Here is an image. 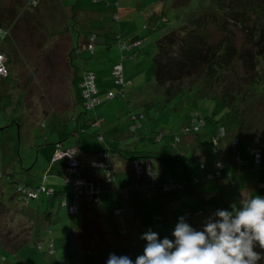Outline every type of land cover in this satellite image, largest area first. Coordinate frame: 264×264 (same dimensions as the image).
Segmentation results:
<instances>
[{
	"label": "trees",
	"instance_id": "16d2710c",
	"mask_svg": "<svg viewBox=\"0 0 264 264\" xmlns=\"http://www.w3.org/2000/svg\"><path fill=\"white\" fill-rule=\"evenodd\" d=\"M50 1L43 0L45 4ZM105 3L107 9H112L111 18L121 23L120 11H126L128 5L121 0H106ZM38 4V0H0V52L4 51L1 47L10 35V67L4 63L6 74L3 75L0 72L1 78L14 77L11 65H14L13 52L17 45L15 40L22 31L31 32L28 26H24L20 17L28 13V18L29 16L32 18L36 15ZM51 5L56 6L59 13L63 11L56 0L52 1ZM130 8H133L137 16L143 18L140 33L124 39L122 29L118 28L117 32H111L103 26L101 30L106 34L105 44H117L122 53L121 63H115L111 69L114 83L120 85L121 89L118 92L108 89L106 98L113 99L124 95L126 87L131 86L133 80L126 78L123 62L125 60L135 62L139 56L143 55L149 59V67L146 71L147 83L151 86V83H155L154 95L143 99L144 109L137 112H134V109H128L126 119L121 120L119 124L105 123L106 119L98 116L89 117L88 114L83 115L85 118L81 120V115L78 113L73 119L79 120V123L72 133L78 136L77 148L65 146L62 141H56L52 143L54 146L48 145L53 147L52 158L37 180L29 181L25 177L22 178L23 180H18L15 174L9 172L4 175L5 184H0V203L2 204L0 215L2 216L9 214L4 209L8 207L6 203H11L12 199L24 204V208L27 206L29 211L39 214L40 211L35 208L40 207L45 196H57L60 205H67L73 216L83 215L82 225L80 222L76 226H71L72 245L66 246L70 256L67 257L68 263L75 261L78 264H106L110 254L127 255L135 260L143 253L138 245H135L132 227L123 228L120 225L118 227L112 225L113 229L111 228V221L115 223V220L124 219L123 215L129 198L121 197L117 203H114L109 211L108 220L102 209L104 201L110 200L106 196L109 192L120 195L127 189L126 196L131 195L137 201L138 198L135 195L138 193L136 192L142 191L140 193L143 195L142 207L141 209L140 206L138 207L140 211L137 214L142 219L140 228L148 226L149 230L158 233L160 238L171 239L170 233L172 227H175L178 222V217L175 215L166 217L163 209L169 212L177 211L179 216L181 215L182 208L176 200L177 196L172 195L174 192H181L184 185L182 182L170 181L167 175L163 174L161 165L165 164V160L169 158V156L165 157V152L160 153L164 158L156 157L153 155V150L140 146V141L145 137L142 132V129L146 127L143 119L150 107L158 103L160 109L166 111L167 108H172V112L187 118L181 127V133L189 137L187 147L193 150V159L200 160L204 174L201 177L202 180L199 177L191 179L188 176L186 185L191 186L193 180L202 181L198 193L208 200L203 205L204 211L199 209L194 215L187 206L192 200L183 198L184 216L182 217L192 227H194L193 216L200 217L203 213L206 214L205 209L211 210L210 206L213 202L209 200L215 194L226 199L230 198V201L233 200L234 203L237 202L238 196L233 188L234 182L223 170L228 166L237 170L240 166L241 159L231 153H233L232 149L237 151L241 138L253 144L251 133L254 134L255 129H252L253 123L246 119V116L251 111L253 101L259 100V93L264 96V68H261L260 63V58L264 55V0H137L135 7L130 6ZM73 11L75 13L73 12L72 18L75 20V25H79L86 34L79 32L76 38L66 23L68 15L63 12L61 32L71 40L68 59L71 63L69 67L74 72L73 102L69 107L82 105L88 110L101 105L103 98L97 87L95 70L83 68L81 55L82 51L88 52L89 57L95 55V40L99 35L95 30L88 31L82 24L93 16L97 17L99 13L92 8L85 10L73 7ZM61 19L58 22L53 21V25L56 24V26L52 29L58 27ZM41 22L39 25L46 24V20L43 24ZM154 33H157V38L152 41ZM241 33L245 35L243 40ZM236 61L241 63H235ZM60 64L63 67V63ZM18 96L21 99L23 95ZM14 100L13 97L11 105L21 108V103ZM206 102H208L207 108L203 111ZM129 105L132 107L134 103ZM52 110L55 111V109ZM15 120L16 118H12L11 121ZM91 127H94L93 131L89 130ZM210 129L213 131L215 151L222 153V160L215 157L213 162L204 153H197L196 141L200 137L199 133L207 130L210 134ZM153 132L154 130L151 137L154 136ZM116 133L123 135L122 142L114 147L106 146L99 151V157L96 159L88 160L86 155L81 153L92 154L91 151L86 150L90 149L88 146L83 147L81 144L84 137H94L105 142L107 136ZM155 135L157 140L164 137V134L160 132ZM181 141L182 138L176 135L173 145L177 146ZM197 144H201V148L204 149L202 140ZM38 148L41 153L43 147ZM251 151L255 166H261L264 138L257 147L253 146ZM256 152L260 153L259 163L256 162ZM116 156L132 164V176L116 168L113 161ZM151 159L160 163V168L158 170L153 168L157 172L151 169L149 174L147 167ZM174 160L178 159L174 158ZM72 163L76 165L72 166ZM139 168H142V174ZM0 176H3L2 172ZM53 176L62 178V182L52 184V180H57L53 179ZM145 179H150L148 187L144 186L147 181ZM57 184H59L58 187ZM10 188L15 191L7 194L6 190ZM147 188L154 192L148 194ZM207 192H211L213 196L206 197ZM173 201L177 202V206L170 208ZM133 203L137 205V202L133 201ZM31 204L34 206L30 209L28 206ZM48 205L49 208L42 213V216L39 214L40 221L45 220L44 225L47 226L56 221V215L50 208L52 205L49 200ZM225 205L231 206L227 203ZM84 206L90 214L84 213ZM9 220L10 217L0 223V249L11 253L20 251L34 236L37 239L42 235L41 231L46 229L44 225L41 226V222L33 223L12 236L8 226ZM91 225L96 230H93ZM51 232V228L48 232L45 231V234L49 236L46 243H43L44 240H36L38 247L48 254L56 252V239L51 236ZM76 245L78 250L75 248ZM6 262L7 257L0 253V264H7Z\"/></svg>",
	"mask_w": 264,
	"mask_h": 264
},
{
	"label": "rangeland",
	"instance_id": "374dc122",
	"mask_svg": "<svg viewBox=\"0 0 264 264\" xmlns=\"http://www.w3.org/2000/svg\"><path fill=\"white\" fill-rule=\"evenodd\" d=\"M38 1V9L35 11L36 15H33L32 18L29 16L30 19L28 18V13L20 17L24 26H28L31 32L27 31V34L22 31L15 40L17 45L14 48L15 52H13L14 65H11L14 77H0V172L3 173V176H0V184H5L4 175L9 172L15 174L18 180H23L22 178L24 177L29 181L37 180L43 174L45 165H48V161L46 162L38 151L39 146L43 147V151H47L50 146H54L52 143L62 141L65 146L77 148L78 136L72 133L79 123V120L73 119L78 113L81 115V120L85 118L83 115L88 114L89 117L94 118L98 116L106 119L105 123L119 124L121 120L124 121L126 119L130 109H134V112L142 111L144 109L142 105L143 99L145 100L148 96L154 95L155 83H151V86L146 80L149 59L141 55L135 62L130 60L123 62L126 78L133 80L131 86L126 87L124 95L113 99L106 98L108 89H112L115 92L121 89L120 85L114 83L111 69L115 63H121L122 53L117 44H105L104 38L106 34L102 33L101 30L103 26L111 32H117L118 28L122 29L124 39L140 33L143 18L137 16L133 8L129 9L130 6L135 7L137 0H121V2L128 5L127 10H129L120 11L121 23L111 18L110 13L112 9L106 8V0H98V2H95L96 0H56L63 10L61 13L58 12L56 6H54L55 4L51 5L54 0H51L48 4H45L43 0ZM73 7L85 10L92 8L99 13L97 17L93 16V18L85 20L82 24L88 31L90 29L95 30L97 35H99L95 40V55L89 57L86 51H82L81 55V61L83 62H81V65L83 68L95 70L97 74V87L103 98L101 105L88 110L82 105L69 107L73 102L72 81L74 72L69 67L71 63L68 59L71 40L61 32L63 24L61 17L63 12H66L68 15L66 23L72 29V33L76 38L79 32L86 34L79 25H75V20L72 18ZM30 10L33 11L31 8ZM20 11L22 12L21 9ZM60 19L61 23L58 27L52 29V27L56 26V24L53 25V21L56 20L58 22ZM44 20H46V24L43 26L39 25V22L42 21L41 23L43 24ZM34 33L38 35L36 36ZM240 36H243L242 40L245 37L243 33ZM156 38L157 33H154L152 41ZM7 42L1 47L4 51L0 52V61L7 64V67H10V35ZM60 63H63V67ZM235 63L241 62L236 61ZM260 63L261 68H264V55L260 58ZM27 72L30 73L27 74ZM2 74L5 75L4 70ZM10 85L12 86L10 87ZM18 95L23 96L19 99ZM13 97L14 101L21 103V108L11 105ZM258 99V101H253L251 111L246 116V119L248 118L253 123V126L251 125L252 129H255L254 134L251 133L253 144L241 138L240 144L236 148L237 151L232 149L233 153H231L241 159L240 166L237 167V170L230 166L223 170L225 174H229L228 178L230 177L229 179L234 182L233 188L235 193L237 195L242 193L243 198L255 195L264 196V152L262 165L256 167L251 151L252 147H257L264 138V96L262 93H259ZM131 103H134L132 107L129 105ZM207 104L208 102H206L203 111L206 110ZM52 109H55V111ZM148 113L146 112V116L143 119L146 127L142 129V132L145 137L140 141V146L144 149L153 150V155L156 157L164 158L160 153L165 152V157L169 156V158L165 160L166 170L163 174L167 175L170 181L175 183H179L180 181L184 185L181 192H174V195H172L177 196L176 200L182 208L181 215L179 216V212L177 211L169 212L163 209L167 215L166 217L168 215H175L178 218L184 216L183 198L193 201L192 203L188 202L187 206L194 215H196V211L199 209L204 211L203 205L208 200H205L201 193H198L200 190L199 185L202 184L201 177L204 174V170L201 168L200 160L193 159V150L187 147L189 137L181 133V127L187 118L182 114L172 112V108H167L166 111L162 108L160 109L158 103L150 107ZM12 118H16V120L11 121ZM11 123L13 124L10 125ZM89 130L93 131L94 127L89 128ZM152 130H154V136L151 137ZM157 132L164 134L163 139L157 140V136L155 135ZM209 132L210 134L206 130L199 133L200 139L198 138L196 141V147L198 145L197 153H204L213 162L215 157L218 160H222V153L215 151L216 145L213 141V131L210 129ZM176 135H179L182 141L177 146H174L173 142ZM201 140L204 144V149L201 148V144H197ZM81 144L83 147L85 145L88 146L90 149L86 150L91 151L93 155H98L100 150L106 148L104 141L94 137H84ZM174 158L178 160H174ZM153 168L155 167L153 166ZM138 170L142 174L143 170L141 168ZM154 171L157 172L156 170ZM188 176L191 179L199 177L201 178V182L193 180L191 186H188L186 185ZM14 191L15 189L10 188L6 190V193L11 194ZM48 200L51 201L52 206L50 208L55 212L56 221L47 226L44 225L45 220L40 221L41 217L39 214L42 216V213L49 208ZM11 201V203H6V206H8L6 209L2 208L9 214L5 216L0 215V223L10 217L8 226H10V232L13 236L15 232L21 231L23 227L27 228L33 223L41 222V226L44 225L43 227L46 228L41 231V238H45L43 239V243H46V239L49 238L48 234H45V231L47 230L48 232V229L51 228L52 232L50 234L56 239V252L48 254L44 250H41L34 236L29 244L22 247L18 252L11 253L0 249V253L7 257L6 263L78 264L75 261L68 263L67 257L70 256L66 246L72 245V239L68 234L72 233V225L76 226L81 222V218H83L82 214L73 216L67 205H60L57 196H45V200L40 204V207L36 206L35 208L37 211H40L39 214L29 211L27 206L24 208V204L16 202L14 199ZM209 201L213 202L210 206L211 211L208 208L206 214L200 215L201 219L207 218L202 222V227L210 219L216 218L215 213L217 210H231V206L234 204L239 205L241 199L234 203L233 200L230 201V198L226 199L219 196V194H215ZM174 202L171 203L170 208L177 206V202ZM224 202L231 206L226 207ZM33 206L31 204L28 207L31 209ZM1 207L2 204L0 203ZM210 213H212L211 217H209ZM196 217L198 216H193L195 228L197 225L196 221L198 220ZM75 248L77 249V245ZM260 264H264V261H261Z\"/></svg>",
	"mask_w": 264,
	"mask_h": 264
},
{
	"label": "clouds",
	"instance_id": "9594fccd",
	"mask_svg": "<svg viewBox=\"0 0 264 264\" xmlns=\"http://www.w3.org/2000/svg\"><path fill=\"white\" fill-rule=\"evenodd\" d=\"M200 230L179 217L172 239L149 230L135 260L110 254L106 264H260L264 261V196L242 198L231 210H217ZM9 264V263H7Z\"/></svg>",
	"mask_w": 264,
	"mask_h": 264
},
{
	"label": "crops",
	"instance_id": "0c3cea01",
	"mask_svg": "<svg viewBox=\"0 0 264 264\" xmlns=\"http://www.w3.org/2000/svg\"><path fill=\"white\" fill-rule=\"evenodd\" d=\"M108 138H106V141H105V143H106V146H108V147H114V146H116L117 144H119V142H122V138H123V135L122 134H120V133H116V134H113L112 136L110 135V136H107ZM40 153V152H39ZM52 153H53V147H49V150H47V151H43V149L41 150V154H42V156L44 157V159H45V161L47 162H49V161H51L50 159L52 158ZM83 155L85 154L86 155V158L88 159V160H92V159H96L97 157H99V155H93V154H91V153H85V152H81ZM113 161H114V164H115V166H116V168L117 169H119L122 173H124V174H126V173H128V175H131L132 176V172H133V166H132V164L131 163H129V162H126L125 160H123L121 157H119V156H116V157H114V159H113ZM160 163H157L156 161H154L153 159H151V160H149V162H148V167H147V171H148V173L150 174V170L152 169L153 170V166L155 167V169L156 170H158L159 168H160V165H159ZM161 168L163 169V171L165 172V170H166V168H165V164L163 163L162 165H161ZM236 168V167H235ZM142 169V168H141ZM153 172H154V170H153ZM153 174H155V173H153ZM133 178H134V176H133ZM53 179H57V180H52V184H55V183H59V182H62V178L60 179V178H58V177H56V176H53ZM158 181H159V179L158 178H156ZM145 180H147L146 182H145V184H144V186H146V187H148V185H149V181H150V179H145ZM56 181V182H55ZM160 182V181H159ZM180 182V181H179ZM58 185L59 184H57V187H58ZM63 187V186H62ZM141 187V186H140ZM150 188V187H149ZM156 189H158V188H156ZM156 189H155V191H156ZM147 190H148V188H147ZM150 192H154V191H152V190H148V194L150 193ZM136 193H138V195H135L137 198H138V200L136 201L135 200V198H132L131 197V195H130V197H127L126 195L128 194V192H127V189L124 191V192H121V194L119 195V194H117V193H112V192H109V193H106L105 195L107 196V199L108 198H110V200H106V202L104 201V207H103V212H104V214H105V216H106V218L109 220V217L108 216H110V209H112V207L114 206V203H117V201L119 200V199H121V197H124V198H129V201H128V203L126 204V207H125V211H124V215H123V217H124V219L123 220H121V221H116L115 220V223H114V221H109L111 224V228L113 229V227H112V225H114V226H116L117 225V227L120 225L121 227H125V228H127V227H132V229H133V232H132V237L135 239V245H138V247H139V250H142V252H143V249H144V245H145V241L144 240H142L140 237H141V235L143 234V233H145V232H147L150 228L147 226V227H141L140 228V225H141V218L137 215V214H139V211H140V209H141V198H142V194H140V193H142V191H140V192H136ZM208 194H206V197H212L213 195H212V193L211 192H207ZM139 196V197H138ZM238 196V199H236V201H238L239 199H242L243 198V194L241 193L240 195H237ZM133 201H135V202H137V205L136 204H134L133 203ZM191 202H193V201H191ZM136 205V206H135ZM140 206V209L138 208ZM211 208V207H210ZM207 209H205V211H206ZM83 211H84V213L86 214V213H88V214H90V212L87 210V208L84 206V208H83ZM209 211H211V210H209ZM204 214V213H203ZM87 216V215H86ZM212 216V213L210 214V216L209 217H211ZM170 218H173V217H171L170 216ZM198 218V220L196 221V223H197V225H196V228H198V230H200L201 228H202V222L204 221V220H206V219H201L202 217L200 216V217H197ZM145 222H147V221H145ZM83 224V222H81V224L80 225H82ZM147 225H148V222H147ZM176 225V224H175ZM92 226V225H91ZM146 226V225H145ZM79 227V226H78ZM77 227V228H78ZM194 228H195V226H194ZM195 228V229H196ZM92 229H93V226H92ZM144 229V230H143ZM93 230H96V229H93ZM125 230V229H124ZM174 230V227H172V230H171V233H170V238L172 239V231ZM93 232V231H92ZM69 236L71 237V234H69ZM43 239H45L44 237H43ZM43 239L41 238V236H38L37 237V240L38 241H40V240H42L43 241ZM71 239H72V237H71Z\"/></svg>",
	"mask_w": 264,
	"mask_h": 264
},
{
	"label": "built area",
	"instance_id": "2783aa9c",
	"mask_svg": "<svg viewBox=\"0 0 264 264\" xmlns=\"http://www.w3.org/2000/svg\"><path fill=\"white\" fill-rule=\"evenodd\" d=\"M4 63L2 61H0V72H3V70L5 71V74H6V69L3 67ZM256 162L259 163V161L261 160L260 158V153L259 152H256ZM76 164L75 163H72V166H75Z\"/></svg>",
	"mask_w": 264,
	"mask_h": 264
}]
</instances>
